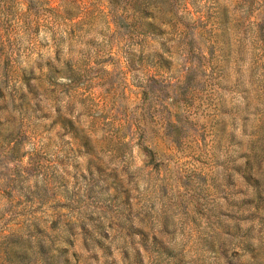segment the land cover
Here are the masks:
<instances>
[{
  "label": "rangeland",
  "instance_id": "rangeland-1",
  "mask_svg": "<svg viewBox=\"0 0 264 264\" xmlns=\"http://www.w3.org/2000/svg\"><path fill=\"white\" fill-rule=\"evenodd\" d=\"M0 264H264V0H0Z\"/></svg>",
  "mask_w": 264,
  "mask_h": 264
}]
</instances>
